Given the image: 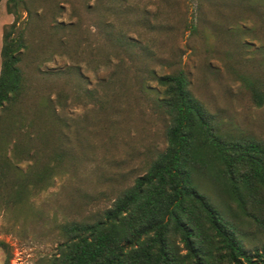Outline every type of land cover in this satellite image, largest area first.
Here are the masks:
<instances>
[{
	"label": "trees",
	"instance_id": "trees-1",
	"mask_svg": "<svg viewBox=\"0 0 264 264\" xmlns=\"http://www.w3.org/2000/svg\"><path fill=\"white\" fill-rule=\"evenodd\" d=\"M160 1L166 3L96 0L94 6L101 9V15L94 23L102 32L104 44L94 60L96 65L109 67L113 58H118L101 87L87 86L88 79L79 63L48 72L63 79L61 86L66 83L65 75L73 73L76 80L72 96L100 103H106L118 91L111 87L118 74L129 72L133 91L150 96L154 109L166 118V144L149 159L145 172L137 175L95 217L59 223L62 239L43 264H264V137L230 126L212 112L193 91L181 65V55L169 61L158 59L150 42L129 34L128 29L133 26H142L149 32L174 27L161 10L151 12L148 5L159 7ZM208 1L229 6V13L233 12L231 6H240L246 13L244 17L254 23L245 30L240 18L227 12L229 16L225 18L232 17L231 25L224 24L225 20H217L215 25L221 27L230 49L215 51H222L253 104L263 105L264 45L258 48V56L253 52L245 57L242 35L246 32L259 37L257 25L264 29V0ZM197 3L200 6L202 0ZM61 7L57 4L58 9ZM6 8L14 18L2 33L0 109L9 110L7 116L11 118L14 107L31 89L23 59L30 47L27 28L32 10L29 0H6ZM216 9L224 13L219 7ZM184 22L189 35L202 28L199 21ZM74 25L78 23L54 19L51 28L57 34L56 48L66 51L67 38L58 30ZM151 61L166 63L168 70L158 71ZM122 86L120 81L121 91ZM63 93L64 88L56 91L57 97ZM40 95L39 103L49 117L48 130L58 136L66 120L56 111L48 91ZM7 129L11 126L0 124V137ZM63 151L57 145L50 154V158H55L54 164L36 166L32 177L27 178L20 174L17 164L0 154V178L5 177L1 184L8 198L24 202L30 184L45 187L62 167V157L67 154ZM0 245L6 243L0 240ZM9 258L5 257L4 264L9 263Z\"/></svg>",
	"mask_w": 264,
	"mask_h": 264
},
{
	"label": "rangeland",
	"instance_id": "rangeland-1",
	"mask_svg": "<svg viewBox=\"0 0 264 264\" xmlns=\"http://www.w3.org/2000/svg\"><path fill=\"white\" fill-rule=\"evenodd\" d=\"M95 2L29 0L30 47L24 53L23 63L30 76L31 89L14 107L11 118L7 116L9 110L0 109V124L11 126L1 133L0 154L17 164L25 178L32 177L31 171L36 166L45 162L54 164L55 158H50V154L57 145L67 154L62 157V167L45 187L29 185L24 202H12L1 184L5 177L0 178V240L6 243L0 245V264H4L7 255L8 264H43L46 255L62 239L59 223L95 217L137 175L145 172L149 159L166 144V118L154 109L150 96L133 91L129 72L126 75L123 70L118 74L116 87L111 86L118 91L106 103L75 99L71 90L76 80L73 73L65 75L66 83L62 86L63 79L48 73L79 63L88 79L87 86L92 88L101 87L115 68L117 57L109 67L96 65L94 60L104 44L102 32L94 23L101 15ZM57 4L62 7L58 9ZM148 6L153 13L161 10L174 27L149 32L142 26H133L128 29L129 34L142 42H150L159 54L158 59L169 61L181 55V65L188 73L193 91L212 112L230 126L264 137V104H253L222 51H215L230 49L221 27L215 25L217 20L231 25L232 17L225 16L234 15L240 18L245 30L253 26L241 7L231 6L233 12L229 13V6H216L208 0H202L200 6L197 0H166L163 4L160 1L159 7L153 3ZM217 7L224 13L217 11ZM13 18L6 8V0H0V48L4 26ZM55 18L78 23L58 30L59 35L65 34L67 38L66 51L54 45L57 34L51 25ZM184 20L189 24L199 21L202 28L197 34L189 35L190 29L184 26ZM257 28L258 38L246 32L242 35L245 57L252 56L253 52L258 56V48L264 45V29L261 30V25ZM150 64L158 71L168 70L166 63L151 61ZM120 81H123V91L119 89ZM61 88L65 93L57 97L56 91ZM43 91L51 94L56 111L66 120L58 136L48 130L49 117L39 103ZM4 171L10 177L7 168Z\"/></svg>",
	"mask_w": 264,
	"mask_h": 264
}]
</instances>
